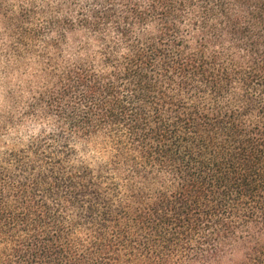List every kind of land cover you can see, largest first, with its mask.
<instances>
[{"label": "trees", "instance_id": "1", "mask_svg": "<svg viewBox=\"0 0 264 264\" xmlns=\"http://www.w3.org/2000/svg\"><path fill=\"white\" fill-rule=\"evenodd\" d=\"M23 9L40 133L0 146V264H264V0Z\"/></svg>", "mask_w": 264, "mask_h": 264}, {"label": "rangeland", "instance_id": "2", "mask_svg": "<svg viewBox=\"0 0 264 264\" xmlns=\"http://www.w3.org/2000/svg\"><path fill=\"white\" fill-rule=\"evenodd\" d=\"M25 1L13 0L10 17L15 20V28L11 29L0 17V134L5 136L1 139L0 146L6 143L24 145L31 136L40 133L35 122L20 124V119L39 91L42 74L39 64L42 49L35 40L26 36L27 31L31 33L32 26L24 27L25 36L20 34L17 27L20 26L25 10ZM80 156H83L81 152Z\"/></svg>", "mask_w": 264, "mask_h": 264}]
</instances>
